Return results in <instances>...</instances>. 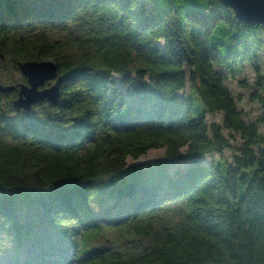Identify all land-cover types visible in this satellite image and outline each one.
Returning a JSON list of instances; mask_svg holds the SVG:
<instances>
[{"label": "trees", "instance_id": "1", "mask_svg": "<svg viewBox=\"0 0 264 264\" xmlns=\"http://www.w3.org/2000/svg\"><path fill=\"white\" fill-rule=\"evenodd\" d=\"M185 1L0 0L4 65L52 61L65 77L55 106L17 110L18 91L0 92V264H71L73 251L75 264H264V115L247 123L216 69L260 70L264 25ZM224 130L239 154L203 164L231 148ZM125 232L123 248L102 241Z\"/></svg>", "mask_w": 264, "mask_h": 264}, {"label": "rangeland", "instance_id": "2", "mask_svg": "<svg viewBox=\"0 0 264 264\" xmlns=\"http://www.w3.org/2000/svg\"><path fill=\"white\" fill-rule=\"evenodd\" d=\"M206 0H187L185 1L188 4L195 8H202L203 4ZM184 2V1H183ZM159 46H163V43L159 42ZM4 59H0V81H3L4 78H7V75L5 76V72L11 71L14 75H10L8 78L10 80H16L20 81L22 77H24L21 73H15L13 70V66L11 63H6ZM260 70H256L252 64L245 62L240 67L236 68L235 70H229L224 67H216V69L221 72L225 77V84L230 89L232 96L237 102V106L239 111L243 114V119L247 123H255L259 124V121L264 115V52L261 54V62H260ZM20 70V69H19ZM5 76V77H4ZM115 79L117 82H120L121 78L118 76H115ZM3 83V82H2ZM25 83V82H19ZM52 84L55 82H51ZM50 82H47L46 84H51ZM192 93L191 85L190 83L187 84V88L180 93V95L183 98H188L190 94ZM190 102L193 104V115L194 117H201L205 114V106L203 105L201 99L195 92V94H191L189 97ZM207 122L209 125H212L214 123L216 124H223V114L222 113H215V114H208L206 116ZM260 129L263 130V127L261 125ZM225 137L230 139V145L231 148L224 151L222 155L218 154H211L207 155L203 159V164L210 165L214 161H217L219 159H223L228 161L229 163H233L234 157L238 155V149L242 145V140L239 136L234 135V137H231L232 133L228 130L223 131ZM233 138V139H231ZM165 155V149H159V150H150L146 155L141 156L137 160H134L132 158L128 159L129 165H135V164H141L145 162H154L160 158H162ZM192 165V162L190 161H184L177 165V168L181 170H186L188 167ZM98 212V210H97ZM131 238H134V233H118V234H112L102 239L103 242H107L106 240H109L108 243L105 244L108 248H123L125 245H127ZM48 239V237L46 238ZM60 238H55V244H57V240ZM5 240V239H4ZM4 242V241H3ZM69 244H71L70 241H68ZM5 244H8V242H4ZM40 246V245H39ZM59 246H65V245H59ZM8 247L7 253H1L0 251V260H6L9 259L12 255V250L10 249V246ZM40 250V249H38ZM28 251V250H27ZM42 251V249L40 250ZM14 252V251H13ZM67 252L70 254L72 251L67 247ZM50 260H57L54 262V264H65L63 263V260L61 256H52L48 259ZM68 260H71V264H75L76 257L74 255V251L69 255ZM2 264H6L5 261L2 262Z\"/></svg>", "mask_w": 264, "mask_h": 264}, {"label": "water", "instance_id": "3", "mask_svg": "<svg viewBox=\"0 0 264 264\" xmlns=\"http://www.w3.org/2000/svg\"><path fill=\"white\" fill-rule=\"evenodd\" d=\"M225 7L234 11L240 21L264 25V0H220ZM4 59V57H1ZM26 83L5 85L0 81V92L6 94L18 91L14 101L17 110L29 112L37 104L47 102L57 105L65 77L59 74L57 65L52 61H27L18 65ZM47 82H55L46 87Z\"/></svg>", "mask_w": 264, "mask_h": 264}]
</instances>
